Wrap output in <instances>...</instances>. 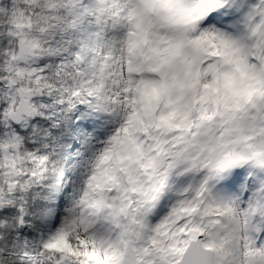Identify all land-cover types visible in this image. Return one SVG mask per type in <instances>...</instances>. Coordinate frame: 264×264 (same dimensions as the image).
<instances>
[{"label": "snow or ice", "instance_id": "1", "mask_svg": "<svg viewBox=\"0 0 264 264\" xmlns=\"http://www.w3.org/2000/svg\"><path fill=\"white\" fill-rule=\"evenodd\" d=\"M0 264H264V0H0Z\"/></svg>", "mask_w": 264, "mask_h": 264}]
</instances>
